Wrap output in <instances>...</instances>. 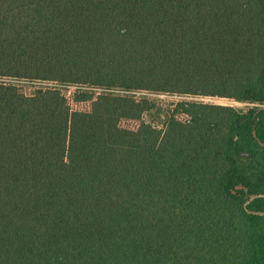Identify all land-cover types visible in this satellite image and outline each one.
<instances>
[{
	"label": "trees",
	"instance_id": "1",
	"mask_svg": "<svg viewBox=\"0 0 264 264\" xmlns=\"http://www.w3.org/2000/svg\"><path fill=\"white\" fill-rule=\"evenodd\" d=\"M0 264H264V0H0Z\"/></svg>",
	"mask_w": 264,
	"mask_h": 264
},
{
	"label": "rangeland",
	"instance_id": "2",
	"mask_svg": "<svg viewBox=\"0 0 264 264\" xmlns=\"http://www.w3.org/2000/svg\"><path fill=\"white\" fill-rule=\"evenodd\" d=\"M13 80V79H12ZM17 84L20 86V91L28 94L31 93L34 89V87L39 86L40 82H31V81H16ZM19 82V83H18ZM80 88L83 87H77L76 89L82 90ZM74 86H67L66 88V94L71 95L72 91L74 90ZM67 90H70L71 92L68 93ZM94 91V90H93ZM136 95H139L138 93ZM146 95V94H145ZM147 95L153 99H156L159 104L164 107L167 106L170 103L181 101V100H195V101H202L207 103H216V104H229L233 105L235 107L243 108L245 109L247 104L243 102H239L236 100H231L226 97H219V96H210V95H200V94H179V93H164V92H147ZM88 102H77L75 104H72L73 108H80L84 109L87 108ZM154 124L157 126H161V121L159 119L155 118L152 120ZM121 125L124 127H136L137 122L134 120H122Z\"/></svg>",
	"mask_w": 264,
	"mask_h": 264
},
{
	"label": "built area",
	"instance_id": "3",
	"mask_svg": "<svg viewBox=\"0 0 264 264\" xmlns=\"http://www.w3.org/2000/svg\"><path fill=\"white\" fill-rule=\"evenodd\" d=\"M67 92L70 93L71 91H70V90H67ZM140 93H142V92H138V94H140ZM145 93H146V92H145ZM146 94H147V93H146Z\"/></svg>",
	"mask_w": 264,
	"mask_h": 264
}]
</instances>
